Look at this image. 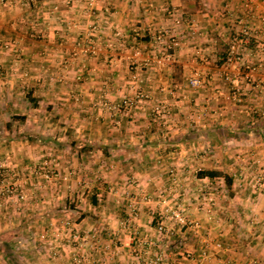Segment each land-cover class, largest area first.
I'll return each instance as SVG.
<instances>
[{
    "label": "crops",
    "instance_id": "crops-1",
    "mask_svg": "<svg viewBox=\"0 0 264 264\" xmlns=\"http://www.w3.org/2000/svg\"><path fill=\"white\" fill-rule=\"evenodd\" d=\"M245 2L0 0V116L14 110L34 132L59 127L72 134L75 140L45 142L75 150L78 163L85 152L93 153L92 163L97 156L112 161L107 183L113 187L99 183L95 206L106 188L133 197L166 188L162 165H169L185 190L187 212L204 225L206 240L195 238L188 247H206L215 264L231 254L241 264H264V186L251 185L257 169L264 172V68L252 69L256 56L264 58L256 52L258 35L243 44V64L229 67L240 72L238 102L220 76L223 45L241 37L224 6L236 17ZM252 4L255 14H264L263 4ZM251 25L258 28L255 17ZM195 72L202 79L197 88L188 84ZM126 98L132 106L118 110ZM20 104L34 112L20 111ZM5 127L17 128L8 121ZM200 170L229 174L232 187L222 177H199ZM128 175L134 184L122 190ZM209 196L217 203L211 215ZM138 208L143 220L134 227L147 235L152 205ZM126 258L122 264L131 262Z\"/></svg>",
    "mask_w": 264,
    "mask_h": 264
},
{
    "label": "rangeland",
    "instance_id": "rangeland-1",
    "mask_svg": "<svg viewBox=\"0 0 264 264\" xmlns=\"http://www.w3.org/2000/svg\"><path fill=\"white\" fill-rule=\"evenodd\" d=\"M41 106L43 110L46 105ZM71 107L75 108V105ZM28 108L27 105L18 107L22 112H34ZM13 112L10 110L0 116V264H122L121 261L128 259L126 256L131 260L129 264H215L209 259L211 254L206 247H188L195 238L206 240L205 230L202 221L187 212L186 193L182 183L179 187L174 168L162 165L168 177L166 188L138 194L135 198L125 190L134 184V177L128 175L122 189L125 191L120 193L115 188H106V192L96 197L98 203L95 206L92 195L98 190L99 183L110 185L107 183L109 176L115 172L112 161H100L97 156L92 163L93 153L85 152L88 157L78 163L75 150L57 148L45 142V139L55 142L67 138L75 140L72 134L63 135L59 127L53 131L48 128L34 132L29 129L30 121L13 119ZM7 121L17 126L15 131L5 127ZM162 194L169 204L181 205L187 217L198 222L197 231L189 227L180 232L169 216L159 218L161 206L158 201ZM144 196H149L150 201L144 200ZM207 199L206 211L211 215V209L213 211L217 203L210 196ZM139 204L152 205L148 217L153 226L147 235L139 233L134 225L143 220ZM132 208L137 211V216L132 215ZM80 216L87 217L79 222ZM160 221L175 233H158L155 226ZM179 238H182L183 246L175 250L173 244ZM204 240L197 241L198 245L204 244ZM202 250H206L205 256L201 255ZM185 251L192 252L193 258H187ZM234 251L239 252L238 249ZM155 254L162 257L159 263L154 262ZM179 257L185 261L181 262ZM239 261L235 254L227 261L216 260L222 264H241Z\"/></svg>",
    "mask_w": 264,
    "mask_h": 264
},
{
    "label": "built area",
    "instance_id": "built-area-1",
    "mask_svg": "<svg viewBox=\"0 0 264 264\" xmlns=\"http://www.w3.org/2000/svg\"><path fill=\"white\" fill-rule=\"evenodd\" d=\"M252 1H259V3L264 5V0H246V2L243 5V12L242 15L236 16L233 13V10L231 9L229 4H225V14L228 17L233 18L234 23L237 24L239 33L241 35L240 38H233L228 42V53L225 57L224 63H225V68L220 72V76L222 77V80L225 84L230 85V98L234 102H238L240 100L241 92H242V87L240 85V72L239 71H234L232 69H229L230 66L234 65H239L243 64V44L246 45L250 43L251 39L255 36L258 35L259 40L257 41V51L256 52H263L264 53V14L263 15H257L255 14V11L253 9V4ZM255 17L258 20V28L254 29V26L251 25V18ZM257 37V38H258ZM157 41L161 42L163 40L162 36L159 35L156 38ZM174 41L170 44V46H167V48L163 47L165 50L162 51L164 53V56L168 55L165 53L170 47L174 45ZM95 49H93L94 52ZM259 56V55H258ZM256 56V64L255 66L252 67V69L257 68V69H263L264 68V58H260ZM168 58V57H167ZM247 68L249 66H246ZM245 77L247 80H249V76L245 74ZM188 84L191 87H200L202 85V79L199 76L197 72L193 73L189 78H188ZM130 107L132 106V100L126 98L122 100V104L119 105L118 110H120L122 107ZM157 115H161L164 113V110L162 108H156L155 110ZM258 167V166H257ZM256 171V170H254ZM258 174H254L253 177L254 180L251 182L252 188L254 189H259L260 187H263L264 185V172L261 171L260 169H257ZM144 200L150 201L149 196H144ZM161 206V210L158 212L159 218L163 219L167 216L168 218L173 219L175 225L178 226L179 231L183 228H189L192 227L195 231L198 228L199 224L197 221L190 220L186 213L184 212V208L181 207V205L176 204V205H171L168 203V199L164 197V195L159 196V201ZM132 215L137 216V211H135L134 208H132ZM132 216V217H133ZM155 230L160 233V234H165V235H172L174 234V230L171 228H167L166 225H164V221H160L157 223L155 226ZM220 244H217L219 246ZM183 246V240L182 238L176 239L173 248L175 250L180 249ZM206 250L201 251V255L205 256ZM184 255L187 258H193V253L189 251H185ZM154 262L159 263L162 260V257L159 254H155L154 256Z\"/></svg>",
    "mask_w": 264,
    "mask_h": 264
},
{
    "label": "trees",
    "instance_id": "trees-1",
    "mask_svg": "<svg viewBox=\"0 0 264 264\" xmlns=\"http://www.w3.org/2000/svg\"><path fill=\"white\" fill-rule=\"evenodd\" d=\"M222 53H221V57H223V60H225V57L228 53V48L226 46L223 45L222 47ZM13 119H17L20 121H25V116H12ZM199 177H210V178H214V177H222L225 181V184L227 186L228 189H230L232 187V178L231 176H229V174L223 172V171H219V170H200L198 171L197 174ZM15 250H19V249H15Z\"/></svg>",
    "mask_w": 264,
    "mask_h": 264
}]
</instances>
